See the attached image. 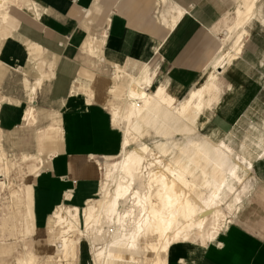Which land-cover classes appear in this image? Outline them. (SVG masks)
<instances>
[{
	"label": "crops",
	"instance_id": "obj_1",
	"mask_svg": "<svg viewBox=\"0 0 264 264\" xmlns=\"http://www.w3.org/2000/svg\"><path fill=\"white\" fill-rule=\"evenodd\" d=\"M20 1L6 6L11 33L0 36V41L6 39L0 62L9 67L0 102V150L6 151L5 144L15 156L20 140H34L16 157L33 152L43 159L31 165L30 175L38 172L27 177L32 189L28 214L33 215L27 237L45 228L60 205L81 206L97 190L100 161L119 155L123 137L106 106L110 88L113 93L129 78L148 73L179 97L186 96L213 64L220 30L235 22L242 0L231 18L224 14L236 0ZM246 60L236 58L226 77L220 72L221 99L200 116L201 128L210 125L205 131L214 136L229 130L257 94ZM25 77L31 83L43 77L33 102ZM30 106L35 119L28 122ZM51 113L59 114L57 139L42 130L58 128L47 124ZM251 169L255 183L237 216L205 245L172 247L163 255L166 264H264V157L253 160ZM1 222L0 256L10 255L15 244L4 239L13 226L7 219ZM40 235L31 249L48 255L51 244Z\"/></svg>",
	"mask_w": 264,
	"mask_h": 264
},
{
	"label": "bare ground",
	"instance_id": "obj_2",
	"mask_svg": "<svg viewBox=\"0 0 264 264\" xmlns=\"http://www.w3.org/2000/svg\"><path fill=\"white\" fill-rule=\"evenodd\" d=\"M257 1L242 0L240 14L230 27L231 32L235 31L231 46L219 47L213 64L205 71L204 82L189 89L186 96L179 97L168 83L154 81L148 73L130 75L122 87L123 106L112 105V121L124 122L125 130L118 159L105 165L110 189L99 183L81 206L62 204L53 211L51 228L59 227L56 239L62 259L75 258L84 241L91 248L92 264H144L135 256L140 253L151 257L148 264H166L163 255L176 245L197 244L194 235L202 239L200 245L216 238L224 204L237 216L252 190L244 176L253 160L264 157V124H249L246 140L236 148L228 139L202 133L200 116L220 101V72L239 56L252 20L259 18L264 24V17L256 9ZM12 2L0 0L2 37L11 33L5 9ZM24 82L33 102L43 77L32 83L25 77ZM114 90L110 88V92ZM25 119L34 121L33 107L27 110ZM146 135L153 141L147 142ZM16 159L43 162L33 152ZM8 171L6 154L0 150L1 185ZM237 182L242 184L241 192L235 188ZM100 194L101 198L96 199ZM29 216H33L31 212ZM209 218L211 228L204 232ZM25 233L20 230L21 240ZM74 235L77 238H72ZM94 237H100L103 243L96 244ZM47 256L52 258L53 253ZM37 261L38 255L32 249L16 258V264Z\"/></svg>",
	"mask_w": 264,
	"mask_h": 264
},
{
	"label": "rangeland",
	"instance_id": "obj_3",
	"mask_svg": "<svg viewBox=\"0 0 264 264\" xmlns=\"http://www.w3.org/2000/svg\"><path fill=\"white\" fill-rule=\"evenodd\" d=\"M12 1H13L12 2L13 4H17V3L19 4L21 2L20 0H12ZM236 4H237V0L234 3V5L232 1V7L224 14V17L228 16V18L229 17L231 18L233 14V9H235ZM256 4H257L256 9L262 14V17H264V0H259L256 2ZM239 14L240 12L238 13V16ZM230 29L231 28L227 29V31L220 30L218 47L219 46L221 47L222 45L223 46L226 45L228 47L231 46L235 31L231 32ZM5 40L6 39H3L0 41V44H1L0 47L3 46ZM244 40H245V45L243 46L242 51L240 52L237 58L243 57L247 59L246 62H247L248 67L247 66L245 67L256 78L257 94L255 98L252 100V102L247 106L246 110L242 114H240L236 123L229 130H226L225 132H219L218 134L215 132L216 133L215 137L217 138L223 137L225 139L230 140L236 148H239L241 142H243V140H246L245 134L248 130L249 124L252 123L257 126H262L264 124L263 122L264 120V24L262 23L261 19L255 18L252 20L249 26L248 34L245 35ZM222 41H224V44H221ZM48 59L50 60L49 57ZM233 62L231 63V65H229L225 69L224 71L225 77L230 73L229 71H230V68H232ZM142 65L143 64L139 66V68L137 69V72L139 71ZM7 69H9V67L6 64H3L2 62H0V97H3V98H5L3 93H4L5 85L7 84L6 81L9 75V70ZM137 72H134L133 74ZM205 74L206 73L204 69L202 74L199 76L198 80L194 82L191 88L196 85H199L201 82H204ZM113 75H115V73ZM154 76L156 79H158L156 77V72L154 73ZM22 83L24 85L23 79H22ZM147 90H149V88H147ZM109 93L111 97L108 98L106 102V106L110 110L111 115H112V105L119 104L123 106L122 101L124 100V97L121 96L122 88L119 90H116L113 93L112 92H109ZM37 103H40L38 102V99H37ZM45 107H49L50 110H53L51 105H47ZM58 115L59 114L57 113H51V114H48V117H47L48 119L47 124L50 123L51 125H54L55 127H58V128H56L55 130H49V131H46L45 128L42 129L45 135L48 134L50 137L54 139L55 138L57 139L59 137L60 130H61L60 126L57 124V121H56ZM113 124L117 125L122 130V137H123V133L125 130L124 122H121V123L113 122ZM209 127H207L208 129H205V130L210 131L211 126L209 125ZM205 130H203L202 133H208ZM144 139L147 142L153 141L150 135H146ZM33 141L34 140H20L18 144V150L15 156L14 154H12V152L11 153L9 152V149H7L6 145L4 144L6 151L8 153L7 154L6 151L4 150L6 154V158H7V164L9 167V171L6 175L4 174L3 177L1 178V180L3 181V184L2 185L0 184V222L2 221V219H7L10 221V224L13 226V232L7 234L4 240L6 243L15 244V251L12 252V254L10 255L0 256V264H3V263L4 264H16V258H22L23 256H25L26 251L30 250L31 246L32 245L34 246V244H36L35 236L38 233L41 234L40 236H43L44 238H45V235L48 237V240H49L48 242L51 244V245H48V247H50L49 251L53 253V257L48 258L46 253L39 255L38 261L36 264H92L91 253H90L91 248L84 241H82V243L79 244L78 250H77L78 253H76L75 258L70 256V257H67L66 259L63 258L64 260L62 259L61 257L62 255L58 251V248H57V247H60L61 245L56 239V233L58 232L59 227H55V226H52V228L50 227L51 226L50 221L53 218L52 212L48 217L47 225L45 228L41 229V231H39L37 234L36 232L35 233L33 232L34 233L33 235L27 236V237L25 236L26 238L24 240H19L21 238L19 236L20 230L25 231L26 232L25 235L30 233L31 218L28 214L27 196L28 194H32V189L28 186L31 180L28 181L27 177L34 176L36 172H38L36 171L34 174L30 175L31 165L32 164L38 165V161L24 162V161H21L20 159H16V156L22 149H26L27 143H32ZM136 143H138V141ZM2 148L4 149V147L0 143V149ZM116 159H118V156L104 158L100 161V164H99L100 177L98 180V184L99 183L102 184L103 187H105V189H110L111 187V184L106 182L105 165L108 166L111 162H113ZM244 178L250 186H253V184L255 183L254 172L252 171V169L247 171ZM3 185H4V188H3ZM241 186L242 184L237 182L235 188L238 187L237 190L241 192V189H242ZM233 192L234 190L232 192L230 191L228 192L227 199L230 198L234 194ZM100 198H101V194L98 195V197H96V199H100ZM223 206H224V209L222 212L223 215H221L218 221L219 226L221 227L220 228L221 230L222 228H225L224 224L226 223V221H229L230 219L232 221L235 217L234 212H229L225 204ZM211 221H212L211 218L207 220L205 224L204 232L206 230H210ZM193 237L197 241L196 242L197 244H201V242H203L202 239L198 237V235H194ZM72 238H77V235H74ZM98 238L99 239H96V237H94L93 241L96 244H102L104 240H102L100 237ZM43 244H45L44 241H43ZM135 256L138 257V259H140L141 262L144 264H148L151 260L150 256H144L142 253L137 254Z\"/></svg>",
	"mask_w": 264,
	"mask_h": 264
}]
</instances>
